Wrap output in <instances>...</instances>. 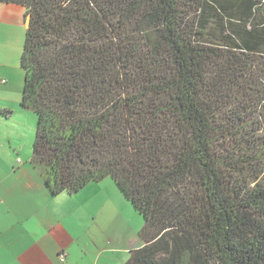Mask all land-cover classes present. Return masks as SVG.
Instances as JSON below:
<instances>
[{"label": "trees", "instance_id": "obj_1", "mask_svg": "<svg viewBox=\"0 0 264 264\" xmlns=\"http://www.w3.org/2000/svg\"><path fill=\"white\" fill-rule=\"evenodd\" d=\"M0 3L51 195L110 178L143 219L124 264H264V0Z\"/></svg>", "mask_w": 264, "mask_h": 264}, {"label": "crops", "instance_id": "obj_2", "mask_svg": "<svg viewBox=\"0 0 264 264\" xmlns=\"http://www.w3.org/2000/svg\"><path fill=\"white\" fill-rule=\"evenodd\" d=\"M25 20L22 6L0 3V108L12 112L0 118V264H62L61 254L66 264H124L142 243L122 233L112 189L91 182L53 196L30 165L37 119L20 107Z\"/></svg>", "mask_w": 264, "mask_h": 264}, {"label": "rangeland", "instance_id": "obj_3", "mask_svg": "<svg viewBox=\"0 0 264 264\" xmlns=\"http://www.w3.org/2000/svg\"><path fill=\"white\" fill-rule=\"evenodd\" d=\"M34 122L36 125L37 121H35V119H34ZM99 185L102 187H107V188L112 189L111 193L113 195L114 201L118 203V206L120 208L119 220H120L121 224L124 225V227L122 228V233L127 234V230H128V233L131 232L132 234H134V236H135L134 241L137 240L136 242L139 243L140 241L138 239V232L140 231V229L143 226L142 217L140 215H138V213H134L131 205L127 201L124 200V198L122 197L121 194L118 195V192L114 188V185H113L112 180L110 178H107V179L101 181L99 183ZM129 227H130V231L128 229Z\"/></svg>", "mask_w": 264, "mask_h": 264}, {"label": "built area", "instance_id": "obj_4", "mask_svg": "<svg viewBox=\"0 0 264 264\" xmlns=\"http://www.w3.org/2000/svg\"><path fill=\"white\" fill-rule=\"evenodd\" d=\"M59 260L62 264H66L65 256L64 254L59 255Z\"/></svg>", "mask_w": 264, "mask_h": 264}, {"label": "water", "instance_id": "obj_5", "mask_svg": "<svg viewBox=\"0 0 264 264\" xmlns=\"http://www.w3.org/2000/svg\"><path fill=\"white\" fill-rule=\"evenodd\" d=\"M26 24L28 23V18L25 20Z\"/></svg>", "mask_w": 264, "mask_h": 264}]
</instances>
